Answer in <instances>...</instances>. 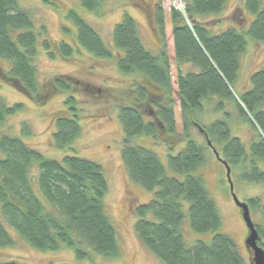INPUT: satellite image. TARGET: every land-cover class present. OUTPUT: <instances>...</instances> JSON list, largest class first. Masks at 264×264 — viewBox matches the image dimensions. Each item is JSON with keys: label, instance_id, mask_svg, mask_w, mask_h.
I'll list each match as a JSON object with an SVG mask.
<instances>
[{"label": "trees", "instance_id": "trees-1", "mask_svg": "<svg viewBox=\"0 0 264 264\" xmlns=\"http://www.w3.org/2000/svg\"><path fill=\"white\" fill-rule=\"evenodd\" d=\"M77 1L83 10L99 15L108 0ZM156 2L150 11L145 6L160 39L156 55L145 48L138 25L128 13L113 31L119 58L77 12L67 16L76 28L78 47L98 60L117 59L122 74L138 76L131 90L134 104L120 106L118 114L125 136L122 160L130 180L154 194L148 203L136 207L135 231L143 246L164 264H250L236 242L220 233L223 218L205 180L194 174L207 162L211 142L243 182L264 183V64L252 75L248 91L239 94L237 90L249 41L264 44V0H244V8L234 14L237 25L219 30V23L214 27L203 19L222 15L228 0H185L184 12L171 8L169 17L161 0ZM46 33L20 0H0V59L10 65L0 66V80L37 103L55 89L70 91L60 79L51 91H40L35 65L40 44L51 58L69 59L74 52L65 40L53 44ZM184 66L192 69L184 71ZM229 104L256 133L249 145L231 134ZM65 105L71 115L61 112L53 119L54 144L61 150L71 148L82 134L76 100L69 97ZM22 108L10 107L0 98V127ZM218 113L222 116L203 124L205 117ZM193 128L203 129L206 144L192 138ZM138 137L163 142L170 169L185 179L169 176L156 153L133 145ZM183 144L173 155L175 147ZM108 191L101 164L74 155L62 161L47 159L21 138L1 135L0 248L14 247L20 239L42 253L71 250L78 261L91 255L119 258L118 231L106 210ZM247 203L262 216L256 228L264 248L263 199L251 198ZM187 217L193 232L215 234L211 243L187 242Z\"/></svg>", "mask_w": 264, "mask_h": 264}, {"label": "rangeland", "instance_id": "rangeland-1", "mask_svg": "<svg viewBox=\"0 0 264 264\" xmlns=\"http://www.w3.org/2000/svg\"><path fill=\"white\" fill-rule=\"evenodd\" d=\"M49 2L56 3L57 7L49 6ZM156 3V0H108L100 14L96 15L83 10L77 0H20L21 7L31 14L37 26L46 28V35L53 44L65 40L74 49L69 59H63L60 56L51 58L40 44L38 56L35 59L40 91L42 93L51 91L58 85V79L68 85L70 91L55 89L50 92V96H47L49 93L45 94L42 103H37L0 80V98L10 107L23 106L22 110L9 117L0 127V136L5 134L19 137L47 159L62 161L66 155H74L101 164L109 181V191L105 200L106 210L117 228L122 254L117 259L91 255L87 260L78 261L71 250L62 249L56 253H42L29 247L22 240L16 239L14 247L0 248V262L18 260L25 264H164L143 246L135 231L138 220L136 212L134 214L136 207L148 203L154 194L130 180L122 160L125 136L118 116L119 107L134 104L131 90L138 76L122 74L117 66V59L98 60L78 47L75 37L76 28L72 21L67 19L70 11L77 12L97 31L114 55L119 58L117 51L113 48V31L128 13L138 25L140 38L145 48L156 55L160 49V39L151 21L149 11L152 8L149 11L146 9L154 4L157 5ZM161 5L169 17L171 8L184 12L186 2L185 0H161ZM243 8L244 0H228L222 15L209 16L203 20L215 25L214 27H217L216 24L219 23L218 30L225 29L233 24L237 25L234 14ZM246 16L247 21L252 19L249 13H246ZM64 30L67 32L65 33ZM167 44L169 50V41ZM263 64L264 44L249 41L238 83L239 94L250 89L252 75L260 70ZM0 66L10 67L8 62L1 59ZM182 68L184 71L192 69L191 66ZM69 97L76 100L82 134L71 148L61 150L54 144L53 137L56 129L53 119L61 112L71 115L65 105ZM226 111L233 120L230 123L232 136L241 138L246 145H249L256 136L251 124L239 118L232 104L227 105ZM221 116L222 114L218 113L205 117L203 124H208L213 118ZM177 131L182 132V127L178 126ZM191 136L199 144H206L204 135L197 128L191 130ZM132 143L143 148L147 147L156 153L165 165L169 176L185 179V176H180L170 169L167 148L163 142L150 137H138L133 139ZM183 147L184 144L175 147L173 155H177ZM217 152L222 157V154ZM206 156L207 162L194 175L203 177L223 218L220 233L231 237L242 256L250 263L251 256L245 247L247 228L241 210L234 203L230 193L226 169L211 149L206 150ZM232 181L240 202L247 203L251 198L261 197L264 203V183L243 182L238 172L232 173ZM251 216L256 225L262 223L260 212L251 210ZM0 218H2L1 214ZM184 230L185 238L190 245L199 241L211 243L215 235L193 232L190 229L188 217Z\"/></svg>", "mask_w": 264, "mask_h": 264}, {"label": "water", "instance_id": "water-1", "mask_svg": "<svg viewBox=\"0 0 264 264\" xmlns=\"http://www.w3.org/2000/svg\"><path fill=\"white\" fill-rule=\"evenodd\" d=\"M201 133L203 129L200 128ZM208 147L213 151L217 160L222 163L226 169V176L230 187V193L236 206L241 210L242 218L247 228V237L245 240V247L250 258V264H264V248L260 245L261 237L257 231L256 224L252 220L251 209L248 203L240 202L235 194V187L232 181L231 167L221 158L220 154L213 147L211 142H208Z\"/></svg>", "mask_w": 264, "mask_h": 264}, {"label": "flooded vegetation", "instance_id": "flooded-vegetation-1", "mask_svg": "<svg viewBox=\"0 0 264 264\" xmlns=\"http://www.w3.org/2000/svg\"><path fill=\"white\" fill-rule=\"evenodd\" d=\"M151 7H149V9H150ZM248 233V232H247Z\"/></svg>", "mask_w": 264, "mask_h": 264}]
</instances>
